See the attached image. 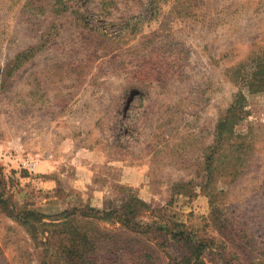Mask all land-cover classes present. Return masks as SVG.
I'll return each mask as SVG.
<instances>
[{
  "label": "rangeland",
  "instance_id": "374dc122",
  "mask_svg": "<svg viewBox=\"0 0 264 264\" xmlns=\"http://www.w3.org/2000/svg\"><path fill=\"white\" fill-rule=\"evenodd\" d=\"M0 191V264H264V0H0Z\"/></svg>",
  "mask_w": 264,
  "mask_h": 264
},
{
  "label": "trees",
  "instance_id": "16d2710c",
  "mask_svg": "<svg viewBox=\"0 0 264 264\" xmlns=\"http://www.w3.org/2000/svg\"><path fill=\"white\" fill-rule=\"evenodd\" d=\"M258 69L255 68V74H256V70ZM0 210H2L3 212H5L7 215L9 216H12V217H15L17 220H19L21 222V224L23 225H28L29 222L31 221L32 218H40L39 215L33 213V212H29V211H26L24 213L21 214V216L19 215H14V209H11V206L8 202V200L4 197V193L2 191H0ZM88 212H94L95 214H99V212L95 211V210H92V209H81L80 210V214L81 216L83 217H88ZM63 214H68L67 212L63 213ZM14 215V216H13ZM70 215V213H69ZM104 216V214H103ZM69 234L67 236H70V245L64 247L63 251H62V254L64 255V257L67 258L68 260V264H71L72 262V257L74 256L73 255V250L76 246H79L78 244H84V245H87L89 244V238L87 237V234L82 232V231H78L77 229L75 228H72V230H70V232H68ZM200 244H198L196 246V251H195V259H197L198 257V254H197V251H198V248H200ZM194 259V260H195ZM65 262V261H64ZM63 262V263H64Z\"/></svg>",
  "mask_w": 264,
  "mask_h": 264
}]
</instances>
